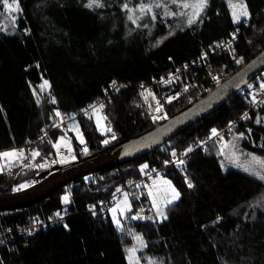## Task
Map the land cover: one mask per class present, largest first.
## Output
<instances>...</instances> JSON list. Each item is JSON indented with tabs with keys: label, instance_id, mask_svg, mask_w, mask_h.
I'll list each match as a JSON object with an SVG mask.
<instances>
[{
	"label": "trees",
	"instance_id": "trees-1",
	"mask_svg": "<svg viewBox=\"0 0 264 264\" xmlns=\"http://www.w3.org/2000/svg\"><path fill=\"white\" fill-rule=\"evenodd\" d=\"M16 1L21 8L16 29L12 33L0 29V153L15 147L27 150L39 134L76 115L113 81L131 82L104 107L115 139L105 144L107 136L98 131L91 115L79 119L83 143L76 130L62 126L39 147L41 157L53 156L54 143L64 134L73 144L78 164L155 131L158 123L136 92L138 83L166 77L197 61L211 44L244 26L243 22L233 23L227 0H210L199 21L158 44L166 25L138 27L128 20L133 14L123 5L127 3L134 10L141 3L155 8L156 2L166 5L170 0H101L104 6L93 9L84 7L87 0ZM245 4L252 22L259 16L255 26L241 35L235 58L216 54L210 59L213 72L224 77L211 91L205 69L189 75L194 80L189 87L186 79H181L168 89L167 96L176 93V97L171 103L166 97L162 105L166 116L160 118L158 127L197 105L264 52V0H245ZM239 58L242 62L237 63ZM43 81L50 85L49 96L37 103L34 86ZM53 99L55 103H51ZM249 104L235 92L213 114L171 137L165 150L98 171L100 178L93 184L97 193L90 192L88 179L83 177L72 182L73 201L67 204L63 202L67 193L61 188L37 204L10 210L7 216L0 213L2 234L31 218L70 212L67 227L42 230L28 239L27 245L16 236L10 247H0V264H129L127 250L133 247V239L128 226L119 231L113 219L97 218L88 206L113 196L149 169H163L168 164L165 161H172L173 151H187L196 141L208 139L213 129L218 131L239 119ZM57 111L60 116H56ZM261 116L264 107L253 111L237 130L243 134L239 139L243 149L264 156V123H256ZM218 142L211 140L195 152L185 164V174L172 166L162 170L180 192V199L167 207L166 220L130 222L146 241L140 253L144 264H264V181L234 168L224 170ZM144 165L147 168L141 172ZM53 168L55 174L64 170L58 164ZM43 172L48 175L47 170ZM36 173L30 166L3 171L0 195L15 193L14 187ZM186 180L194 187L189 188ZM144 191L142 202L132 203L131 214L142 203H150Z\"/></svg>",
	"mask_w": 264,
	"mask_h": 264
},
{
	"label": "built area",
	"instance_id": "built-area-1",
	"mask_svg": "<svg viewBox=\"0 0 264 264\" xmlns=\"http://www.w3.org/2000/svg\"><path fill=\"white\" fill-rule=\"evenodd\" d=\"M259 15L255 16L253 19V22L251 19H249L247 22L244 23V26L239 27L238 29L231 32V34L225 39L217 43H213L208 47V50H205L201 57L197 61H193L191 63H186L181 67H178L174 71L168 73L166 77H162L160 79H154L151 82H140L136 85V92L140 94L141 97L144 98L146 93H155L157 95V99L159 101V104L163 105L165 103L166 97L169 98H175L176 93H171L169 96L168 89L173 87L174 85L178 84L179 81L183 78L186 79V87H189L193 84L194 80L189 79L190 74H194L195 76L200 69H205L207 71V76L210 77V84L208 86V90H212L214 85L217 82V80L213 79V77H218V80L220 81L224 75L216 74L212 70V64H211V57L216 54H230V56L234 57L238 41L241 37V35L245 34L246 29L252 28L255 26L256 20ZM255 21V23H254ZM233 36H235V39H233ZM131 82H125V81H115V85L111 83L109 86L105 87L102 90V95L100 97H97L94 101L88 103L86 106H84L83 109L78 111L76 115H73L71 117L66 118L63 121L56 122L54 125V128L51 131H46L43 134H39L37 140L30 143L26 148L27 152L30 156V160L28 161V165L34 166L35 169H37L36 178L38 181L43 180L46 178L44 175L40 174V170L43 168L40 167L41 165V156L42 152L39 148L40 145H42L45 141L50 139V136L54 130L58 129L59 127L65 126L70 122L79 123V119L82 116H91L96 108H100L101 105H103V109L105 105L113 98L114 95H116L119 91V89L123 86H131ZM262 84L260 83H254L253 81L250 82L248 85H243L240 88L237 89L236 93L239 96H244L246 100L250 102L249 108L246 111L247 113V119H244V114L236 120H233L227 127L220 129L217 131V136H212V134L206 138L203 141H196L192 144L191 148L193 149L191 152H188L187 155H182L183 152H176L177 156L173 157L172 161L168 163L164 168L172 166L174 169H177L179 172L185 174V164L188 160L192 157V155L201 150L204 149L207 144L211 140H225L228 137H230L234 132L237 131L238 126L243 121H248L251 117V114L253 111H259L264 107V88L261 87ZM264 85V84H263ZM255 97V101H253V98ZM147 107V104L144 103ZM148 113L150 116H154L152 113ZM79 126V124H78ZM155 128H158V125L156 124ZM166 145L165 142H162L160 145H158L154 150H152L150 153H154L160 150H165ZM33 152H39L38 156L33 157ZM52 157V158H50ZM50 164L52 163L53 156H50ZM184 160L185 164L181 166H177V163H173V161H179ZM49 164V165H50ZM27 168L26 166H22L21 169ZM163 168V169H164ZM162 168H155V169H149L144 173V175L138 179H131L127 183H125L124 186L120 187L113 196L109 197L106 200L99 201L97 203H91L88 206L89 212H92L97 218L103 217L107 222L112 219V209L116 207L119 200L122 198H125V194H127V198L130 200L129 202H142V191L149 185H151L153 182V178H158L160 176H163V170ZM88 179V188L91 193H97L98 189L93 187V184H95L99 178L100 175L98 172H95L93 174H90L86 176ZM85 178V177H84ZM36 181V180H35ZM41 181V182H43ZM72 183H69L65 185L63 188H65V191L67 193V196L69 197L70 201H73V195L71 193L72 191ZM150 203L147 204H141L138 209H136V212L131 214V217L133 216H139L140 219H132L130 217V220L133 222H148V220L151 219L150 214L147 210V206H149ZM20 209V208H19ZM132 211V210H131ZM10 212V210H2L0 213L3 216H7V214ZM59 213V215H57ZM111 215V216H110ZM70 216V212L66 211H60V212H54L50 216H48L45 219L40 218H31L27 220L26 223L22 225H18L8 229L6 232L0 234V247L7 246L10 247L12 245L13 240H15V237L18 236L23 239L24 244L27 245L28 239H31L34 235H36L38 232L42 230H48L49 228L57 227V226H65L67 225V219Z\"/></svg>",
	"mask_w": 264,
	"mask_h": 264
},
{
	"label": "rangeland",
	"instance_id": "rangeland-1",
	"mask_svg": "<svg viewBox=\"0 0 264 264\" xmlns=\"http://www.w3.org/2000/svg\"><path fill=\"white\" fill-rule=\"evenodd\" d=\"M8 2L9 3H13V0H8ZM184 2L194 3L195 0H178V3H184ZM233 2H235V0H233ZM16 3H18V1H16ZM244 3H245V0H244ZM209 4H210V0H209V3H208V6H209ZM167 11H172V12H175V13L185 12L188 15L181 16V15L177 14L175 16L169 17V16L165 15V12H167ZM191 12H192V9H183L181 7H178V5H176V4H171L170 3V4H166L165 7L159 8L157 11H155V8H153V14H155L156 17H157V19L155 21H152L151 20V16L147 15V16L144 17V19L140 20L138 23L139 24L147 23L148 25H151L152 27H156L155 25H158V23L166 25V32H164L160 36L159 41H158V44H161L164 41H166L169 37H171L175 33H177L178 31L189 27V25L187 23V20L189 18V15L191 14ZM128 13H130V12H128ZM130 14H133V13H130ZM134 14H135V16H140L141 15V13L139 11H135ZM203 14L199 17V19L196 20V22L201 19ZM20 15H21L20 6H19V11L13 12L11 10L6 9L4 7V5H3L2 0H1V3H0V29L5 31V32H7V33H12L13 30L16 29L18 17ZM171 19L173 20L172 23H170ZM242 22L245 23L242 20L238 24H241ZM239 60H241V59L239 58ZM256 80H258L260 82V84H262V85L264 84V71L262 73H260V75L258 77H256ZM44 82L45 81H43L41 84H39L37 86H34V91L36 93L35 96L38 98V100L40 102L43 99H45V98H47L49 96V89L50 88H45L43 90L41 89V86L44 84ZM220 86H222V84H220L219 87ZM212 92L210 94H212ZM147 94L148 93L145 94L144 98L141 97V100L143 102L145 101V103L147 104V109L149 110L150 113H152L155 117H157V119H155V120L157 121L158 125H160L161 119L163 117L165 118L166 115H165L163 110L161 112H157L156 111L157 101H158L157 95L154 92L152 93L151 96H149ZM159 105L163 109V106L161 104H159ZM96 109H99V112H96L94 110V112L92 114V116L94 118L93 120H95V123H96V126H97V119H98V117L101 118L100 119V126L99 127L97 126L98 131L102 135L107 136L106 139H107V141H109V140L112 139L114 131L112 130V128L107 123V120L105 119L106 116H105L104 109L103 108L101 109V107L100 108H96ZM260 118H261V121L264 123V116H261ZM79 123H80V121H79ZM78 124L74 123V122H70L67 125H65V127H67V129L69 131L76 130L77 127H78L79 134L82 136V134L80 133L81 131H80V127L78 126ZM107 129H111V131H107ZM76 135H77V139L80 142V138L78 137L77 131H76ZM82 139H83V137H82ZM239 139H241V133H239L238 130H237L236 132H234V134H232L227 139L221 140V141L218 142L219 143V154L221 155V151H223V153H224L223 155H221V159H222L221 162L224 165V167H223L224 170H227L228 168H234V169L243 171V167H248V168H250L252 170L261 172V174H264V168H262L259 164H257L256 161H254L252 159V157L254 156V157L258 158L259 160L264 161V156L260 155V154H257V153H254V152H250V151L247 152V150H245V149H243L241 147ZM83 141H84V139H83ZM54 145H59V147L57 148V147L53 146L55 152L53 153L54 155H53L52 163L50 164V159H49L50 155L47 156V157H41V160H40L41 165H44V167H42L43 169L40 170V174H42V175H44L46 177V178H44V181L43 180H41L43 182H41L40 180L38 181L37 179H35L36 178V175H35V177H33L31 179H28L27 182H23L19 186L14 187L15 192L29 190V189H32L33 187H37L39 185H42V184L46 183L51 178H53L55 175H57V174H55V173H57V171L56 172L53 171V169H54L53 167L55 165H57V164L61 165L64 170L69 168V167H72V166H75V165L78 164L77 156L75 155V149L73 147V144H72L71 140L67 136H65L64 134L61 135L58 138V140L54 143ZM233 145H235V148L232 147ZM69 149H70V151H69ZM237 149L239 151H237ZM21 151L24 154L22 157H19V156H10V157H7V158L0 157V173H2L3 171L10 172L13 169H16L17 166H20V167L26 166L27 168L30 166L32 168H35L34 166L28 165V163H29L28 161L30 160V156H29L27 150H25L23 148L15 147V148H11V149L5 150L4 152H1V153H5V152H21ZM233 153H235V155L239 157L238 164L240 166H234V165L229 163L228 159H226V157L231 156ZM73 157H74V159H73ZM50 158H52V157H50ZM64 161H67V162H64ZM44 170L48 171V173H47L48 175L43 174ZM243 172H245V171H243ZM245 173H247V172H245ZM50 176H51V178L48 179V177H50ZM152 181L153 182H151V183L153 185L148 187L149 191L151 190L153 192V194H154V196H155V198L157 200V203H159L163 207V198L165 196V191H166L167 185H164L162 183V181H169L173 187L176 188V186L174 185L173 182H171L172 180H170L169 178H167L165 176H160L158 178H153ZM154 182H157V183H154ZM176 190L178 191L177 188H176ZM149 191H148V193H149ZM150 198H151V205H152L151 209H152L154 215L157 218H160L157 215L155 208L153 207V203H152L153 197L151 196ZM123 201H124V198L119 200L118 205L120 203H122ZM128 201H130V200L128 199ZM147 207L149 208V206H147ZM148 208H147V210H148ZM166 209H165V212H166ZM130 212H125L124 218H123V216L120 217V222H121L120 231H123V229H124V227L126 225L128 226V231H130L129 233H130V235L132 236V239H133V247H131V248L135 247V248L138 249L137 252H136V257L140 258V264H144L143 262H141L142 261V257L140 256V253L146 247H142L141 248L139 243H138V241L134 239V236H141L142 234L138 233L135 230L133 223H130L131 222V220H130L131 213ZM150 217H151V219L148 220V222L156 223V222L161 221L160 219H159V221H157L158 219L156 220L155 217L152 216V215H150ZM142 238H143L144 243L146 244V241H145L143 236H142ZM128 261H129V259H128Z\"/></svg>",
	"mask_w": 264,
	"mask_h": 264
},
{
	"label": "water",
	"instance_id": "water-1",
	"mask_svg": "<svg viewBox=\"0 0 264 264\" xmlns=\"http://www.w3.org/2000/svg\"><path fill=\"white\" fill-rule=\"evenodd\" d=\"M263 71L264 52L197 105L182 113L181 116L179 115L168 123L156 128L151 134L69 167L42 185L29 190L0 195V212L37 204L65 185L80 178L148 155L162 142H167L185 128L213 114L235 94L239 87L243 84L245 85L246 82L255 80Z\"/></svg>",
	"mask_w": 264,
	"mask_h": 264
},
{
	"label": "snow or ice",
	"instance_id": "snow-or-ice-1",
	"mask_svg": "<svg viewBox=\"0 0 264 264\" xmlns=\"http://www.w3.org/2000/svg\"><path fill=\"white\" fill-rule=\"evenodd\" d=\"M3 2V5L6 9L8 10H11L13 12L15 11H19V5L18 3H16V0H13V3H9L8 0H2ZM170 3L171 4H176L178 5V7H181L183 9H192V12L191 14L189 15V18L187 20V23L189 26H191L193 23L196 22L197 19H199V17L204 13L205 9L207 8L208 6V3H209V0H195L194 3H187V2H184V3H178V0H170ZM228 4H229V8L231 9V14H232V21L233 23H240L242 20L244 22H247L248 19H250V13L248 11V7L247 5L244 3V0H235V2H233V0H228ZM104 5L101 3V0H87V2L84 4V7L88 8V9H93V8H100V7H103ZM155 8H162V7H165L164 4L160 3V2H156L155 5H154ZM123 8L130 12V13H133V15H129L127 18L129 21H131L132 24L134 25H137L138 27L140 26V24L138 23L140 20L144 19L145 16L147 15H150L151 16V20L152 21H155L157 19L156 15L153 14V5L152 4H144V3H141L138 7V9H131L128 7V4H124L123 5ZM135 11H139L141 13L140 16H135ZM181 15V16H184V15H188L187 13L185 12H180V13H175V12H172V11H167L165 12V15L166 16H169V17H172V16H175V15ZM14 22V21H13ZM143 27H148V24L145 23L143 25ZM233 39H235V36H233ZM237 63H240L242 62L241 60H237L236 61ZM213 79L217 80V82H219L218 80V77H213ZM113 85H115V81H113ZM262 88H264V85H261ZM45 88H50V85L48 84L47 81L44 82V84L41 86V89H45ZM185 91H187V89H185ZM147 95L151 96L152 93H148ZM171 99L172 98H169L168 99V102L171 103ZM253 101H255V97L253 98ZM37 103H39V100H37ZM51 103H55V100L53 99L51 101ZM103 105H101V109H102ZM163 109L162 107L159 105V101H157V108H156V111L157 112H161ZM96 112H99V109H95ZM61 114L57 111L56 112V116H60ZM244 119H247V113L244 114ZM100 117H98L97 119V126L99 127L100 126ZM157 119V117H153V120ZM257 124H260L262 123L261 120H257L256 121ZM77 131V134H78V137L80 138V142L83 143V139H82V136L79 134V130H78V127L76 129ZM107 131H111V129H107ZM218 133L215 129L212 130V136H217ZM243 137V134H241V138ZM113 139H115V135L113 134ZM105 144L108 143L107 140L104 141ZM54 147H59V145H54ZM227 147V146H226ZM233 148H235V145L232 146ZM193 149L191 147H189L187 149V151L185 153H182V155H187L188 152H191ZM70 151V149H69ZM237 151H239L237 149ZM85 153H87V148H85ZM223 151H221V155H223ZM24 154L23 152H5V153H0V157L2 158H7V157H10V156H19V157H22ZM39 155V152H33L32 153V156L35 157V156H38ZM171 155L173 157H176L177 156V153L175 151H173L171 153ZM74 159V157H73ZM226 159H228L229 163L234 165V166H240L238 164V160H239V157L235 155V153H233L231 156L229 157H226ZM252 159L254 161L257 162V164H259L262 168H264V161L262 160H259L258 158L256 157H252ZM64 162H67V161H64ZM165 164L169 163L168 161H165L164 162ZM173 163H177V166H181V165H184L185 164V161L184 160H179L178 162L177 161H173ZM40 167H44V165H40ZM221 167L223 168L224 165L221 164ZM147 168V165H144L142 168H141V172L144 171V169ZM243 171L247 172L249 175H252L254 177H256L257 179L261 180V181H264V174H261V172L259 171H255V170H252L248 167H243ZM154 183H157V182H154ZM162 183L164 185H167V188H166V191H165V196L163 198V207L157 203V200L153 194V192L150 190L149 191V196H152L153 197V207L155 208L156 210V213L157 215L162 219V220H166L168 217L166 215V212H165V209L169 206V205H172L174 202L178 201L180 199V192L176 190L175 187H173L171 185V183L169 181H162ZM186 183H187V186L189 188H193L194 185L192 184V182L190 180H186ZM119 191V190H118ZM63 202L65 204H67L69 202V197L68 196H65L63 197ZM118 207L120 208V212H121V215H123L124 211L127 209V210H130L131 206L130 204L128 203V198H127V194H125V198H124V201H123V207H120L118 205ZM112 213H113V222L115 223L116 227L118 229L121 228V222L119 219H117L116 217V212H117V209L116 208H113L112 210ZM57 215H59V213H57ZM132 219H140L141 217L139 216H133L131 217ZM65 227H67V225H65ZM134 239L138 241L140 247H146L147 245L144 243L143 241V238L142 236H134ZM0 243H2V241H0ZM137 248H130L128 249V259H129V264H140V258H137L136 257V252H137ZM149 264H154V261H150Z\"/></svg>",
	"mask_w": 264,
	"mask_h": 264
},
{
	"label": "crops",
	"instance_id": "crops-1",
	"mask_svg": "<svg viewBox=\"0 0 264 264\" xmlns=\"http://www.w3.org/2000/svg\"><path fill=\"white\" fill-rule=\"evenodd\" d=\"M152 185H153V184H151V185H149V186H152ZM149 186H148V187H149ZM148 187H146V188L144 189V190H145V191H144V194H145V196L148 198V201L150 202V208H148V209H149L148 212H149L150 215L154 216L156 220L158 219L157 221H159V219L162 221L161 218H157V217L154 215V213H153V211H152V209H151V208H152V205H151V198H150L151 196H149V194H148V191H149V188H148ZM147 188H148V189H147ZM128 203L130 204L131 208H130V210H127V209H126V210L124 211L123 215H121L120 208L118 207V204L116 205L115 208L117 209V212H116V217H117V219L120 220V217H121V216H123V218H124V214H125V212H130V211L132 210V203L129 202V201H128ZM119 206H120V207H123V202L120 203ZM112 219H113V213H112ZM114 224H115V223H114ZM119 231H120V229H119Z\"/></svg>",
	"mask_w": 264,
	"mask_h": 264
}]
</instances>
